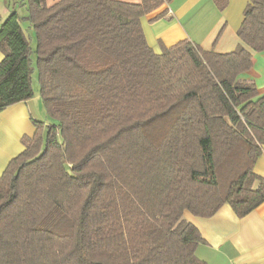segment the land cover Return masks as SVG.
<instances>
[{
	"label": "trees",
	"instance_id": "trees-1",
	"mask_svg": "<svg viewBox=\"0 0 264 264\" xmlns=\"http://www.w3.org/2000/svg\"><path fill=\"white\" fill-rule=\"evenodd\" d=\"M171 1L26 0L35 63L18 12L1 24L0 112L34 97L36 72L50 122L0 175V264H206L184 213L262 203L264 95L241 76L264 53V0L234 51L156 54L140 21Z\"/></svg>",
	"mask_w": 264,
	"mask_h": 264
},
{
	"label": "crops",
	"instance_id": "crops-1",
	"mask_svg": "<svg viewBox=\"0 0 264 264\" xmlns=\"http://www.w3.org/2000/svg\"><path fill=\"white\" fill-rule=\"evenodd\" d=\"M58 1L44 0V3L49 7ZM112 1L127 4L141 2ZM248 2L227 0L225 8L219 10L213 0H172L142 17L141 27L148 46L156 54H160L164 47L185 39L204 51L229 53L240 45L236 33ZM26 4V0H0V26L11 11L18 12L21 27L30 37L32 49L34 39L31 36L34 32L26 20ZM2 59L0 51V62ZM241 80L254 82L258 94L264 95V53L252 54V68L241 76ZM42 110L36 89L32 99L0 112V175L9 162L24 150L22 139L34 135V122L47 124V115ZM254 172L264 178V146L254 165ZM184 219L201 235L203 243L196 248L195 254L206 264H264V199L242 218H238L230 206L224 205L211 218H198L185 212Z\"/></svg>",
	"mask_w": 264,
	"mask_h": 264
},
{
	"label": "rangeland",
	"instance_id": "rangeland-1",
	"mask_svg": "<svg viewBox=\"0 0 264 264\" xmlns=\"http://www.w3.org/2000/svg\"><path fill=\"white\" fill-rule=\"evenodd\" d=\"M23 27H27V23L23 25ZM26 31V30H25ZM33 37L34 41H33V44H32V55H31V59L34 61L35 63V60H36V39H35V35L33 34ZM32 39V40H33ZM32 78H33V81H32V87H33V90H38L39 91V86H38V83H37V78H36V72L33 73L32 75ZM42 112H44V110H42ZM47 124L50 122V119L47 117Z\"/></svg>",
	"mask_w": 264,
	"mask_h": 264
}]
</instances>
